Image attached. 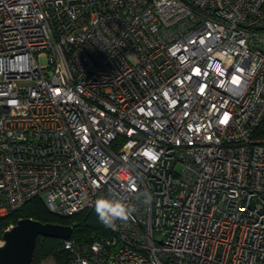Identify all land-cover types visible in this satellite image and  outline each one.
<instances>
[{
	"label": "built area",
	"instance_id": "2783aa9c",
	"mask_svg": "<svg viewBox=\"0 0 264 264\" xmlns=\"http://www.w3.org/2000/svg\"><path fill=\"white\" fill-rule=\"evenodd\" d=\"M263 124L264 0H0V219L136 209L66 264H264Z\"/></svg>",
	"mask_w": 264,
	"mask_h": 264
},
{
	"label": "trees",
	"instance_id": "16d2710c",
	"mask_svg": "<svg viewBox=\"0 0 264 264\" xmlns=\"http://www.w3.org/2000/svg\"><path fill=\"white\" fill-rule=\"evenodd\" d=\"M260 136L264 137V124L255 134V137ZM20 219H31L42 224L74 225L72 235L96 231L103 226L95 211L90 212L87 217L75 215L69 218H61L49 213L41 200L33 199L18 210L0 219V233L5 231L10 225L13 226ZM45 259H52L54 264H66L67 258L61 250L59 240L37 238L30 264H41Z\"/></svg>",
	"mask_w": 264,
	"mask_h": 264
},
{
	"label": "water",
	"instance_id": "95a60500",
	"mask_svg": "<svg viewBox=\"0 0 264 264\" xmlns=\"http://www.w3.org/2000/svg\"><path fill=\"white\" fill-rule=\"evenodd\" d=\"M74 225L42 224L20 219L1 235L0 264H30L38 237L67 240Z\"/></svg>",
	"mask_w": 264,
	"mask_h": 264
},
{
	"label": "clouds",
	"instance_id": "9594fccd",
	"mask_svg": "<svg viewBox=\"0 0 264 264\" xmlns=\"http://www.w3.org/2000/svg\"><path fill=\"white\" fill-rule=\"evenodd\" d=\"M145 203H150L151 196L147 192L140 193L136 199H141ZM94 209L98 215L99 221L106 227H115L116 220L127 222L132 218V213L136 211L135 207L123 203L119 199L99 198L95 201Z\"/></svg>",
	"mask_w": 264,
	"mask_h": 264
},
{
	"label": "rangeland",
	"instance_id": "374dc122",
	"mask_svg": "<svg viewBox=\"0 0 264 264\" xmlns=\"http://www.w3.org/2000/svg\"><path fill=\"white\" fill-rule=\"evenodd\" d=\"M10 227H12V226L10 225L9 227L6 228V230H8ZM2 233H0V244H1V235H2ZM41 264H54V263H53L52 259H45L44 261L41 262Z\"/></svg>",
	"mask_w": 264,
	"mask_h": 264
},
{
	"label": "snow or ice",
	"instance_id": "6c2138e0",
	"mask_svg": "<svg viewBox=\"0 0 264 264\" xmlns=\"http://www.w3.org/2000/svg\"><path fill=\"white\" fill-rule=\"evenodd\" d=\"M152 159H155V157L153 156V157H151Z\"/></svg>",
	"mask_w": 264,
	"mask_h": 264
}]
</instances>
